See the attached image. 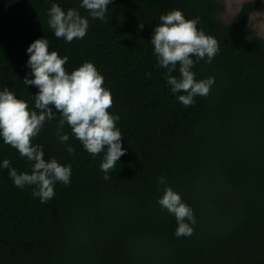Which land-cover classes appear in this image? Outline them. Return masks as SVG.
<instances>
[{
    "label": "trees",
    "instance_id": "trees-1",
    "mask_svg": "<svg viewBox=\"0 0 264 264\" xmlns=\"http://www.w3.org/2000/svg\"><path fill=\"white\" fill-rule=\"evenodd\" d=\"M261 2L245 3L226 26L216 0H113L106 21L90 19L83 39L65 43L49 31L46 13L78 0H0V90L24 100L36 94L22 84L26 49L47 36L49 50L68 57L67 71L92 62L103 75L127 149L105 180L100 156L75 139L69 156L56 121L47 123L33 143L46 159L71 165V183H58L42 204L0 169V264H264V44L248 28ZM174 9L219 44L210 64L193 69L215 84L190 107L171 93L150 43L161 14ZM5 158L30 170L0 141ZM160 176L193 209L191 236L177 238L174 216L157 204Z\"/></svg>",
    "mask_w": 264,
    "mask_h": 264
},
{
    "label": "clouds",
    "instance_id": "clouds-1",
    "mask_svg": "<svg viewBox=\"0 0 264 264\" xmlns=\"http://www.w3.org/2000/svg\"><path fill=\"white\" fill-rule=\"evenodd\" d=\"M112 3L113 0H78V7L67 10L52 3L46 13L48 29L65 43L81 40L87 35L90 19L106 21L108 6ZM80 9L87 15H82ZM159 21L150 39L155 66L165 69L164 78L171 93L184 107H190L197 96L209 95L215 84L214 77L198 80L193 69L201 60L209 64L213 61L219 51L218 41L199 30L198 21L186 19L179 9L161 14ZM143 26L140 23L141 29ZM49 49L47 36L36 39L26 49L25 67L29 71L22 84L26 88L34 86L35 95L24 100L8 88L0 90V141L17 150L30 170L18 172L8 158L0 161V169L8 170L15 187L31 188V196L42 204L54 198L58 183L67 186L72 177L70 164L60 163L55 157L46 159L43 145L33 143L47 123L56 121V139L65 146L69 156L76 154L70 143L72 139L92 158L100 156L99 169L105 180L127 152L116 126L120 116L108 111L113 98L110 90L102 86L103 75L92 62H84L69 72L65 68L68 57ZM174 72L179 75H173ZM157 180L163 186L157 204L174 216L177 223L174 235L191 236L196 223L193 209L167 184L165 177Z\"/></svg>",
    "mask_w": 264,
    "mask_h": 264
},
{
    "label": "rangeland",
    "instance_id": "rangeland-1",
    "mask_svg": "<svg viewBox=\"0 0 264 264\" xmlns=\"http://www.w3.org/2000/svg\"><path fill=\"white\" fill-rule=\"evenodd\" d=\"M223 6V12L218 16V20L226 26H229L235 15L240 11L245 3L256 2L257 0H216ZM249 33L264 44V0L261 5L254 10L248 21Z\"/></svg>",
    "mask_w": 264,
    "mask_h": 264
}]
</instances>
